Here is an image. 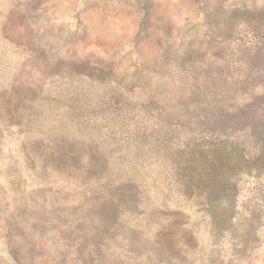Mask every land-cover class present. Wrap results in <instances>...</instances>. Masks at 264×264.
Masks as SVG:
<instances>
[{
	"label": "rangeland",
	"instance_id": "1",
	"mask_svg": "<svg viewBox=\"0 0 264 264\" xmlns=\"http://www.w3.org/2000/svg\"><path fill=\"white\" fill-rule=\"evenodd\" d=\"M0 264H264V0H0Z\"/></svg>",
	"mask_w": 264,
	"mask_h": 264
}]
</instances>
